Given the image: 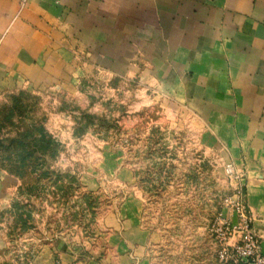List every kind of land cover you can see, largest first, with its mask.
<instances>
[{"label": "crops", "instance_id": "crops-1", "mask_svg": "<svg viewBox=\"0 0 264 264\" xmlns=\"http://www.w3.org/2000/svg\"><path fill=\"white\" fill-rule=\"evenodd\" d=\"M92 83L141 85L167 115L197 120L222 168L243 173L264 254V0H0V99L23 90L85 92ZM128 184L124 217L103 223L98 247L50 239L38 263L216 264L217 247L197 221L179 222L174 233L156 229L131 170ZM21 187L0 164V226Z\"/></svg>", "mask_w": 264, "mask_h": 264}, {"label": "rangeland", "instance_id": "rangeland-1", "mask_svg": "<svg viewBox=\"0 0 264 264\" xmlns=\"http://www.w3.org/2000/svg\"><path fill=\"white\" fill-rule=\"evenodd\" d=\"M20 92L7 120L15 104L0 99L1 166L22 182L0 226L1 238L4 233L8 240L0 246V264H43L37 252L58 237L98 247L103 223L124 217L120 206L130 196L129 170L150 224L174 233L179 222L194 220L201 235L213 240L212 225L232 187L218 149L208 146V133L197 120L174 111L167 115L138 84ZM41 130L52 138L46 147Z\"/></svg>", "mask_w": 264, "mask_h": 264}, {"label": "built area", "instance_id": "built-area-1", "mask_svg": "<svg viewBox=\"0 0 264 264\" xmlns=\"http://www.w3.org/2000/svg\"><path fill=\"white\" fill-rule=\"evenodd\" d=\"M223 173L232 190L229 196L224 197L222 209L224 211L217 215L212 225L218 260L224 264L228 262L264 264L259 237L252 230V218L246 206L243 190L244 175L233 164H225ZM223 212L235 217L236 222H232ZM231 240L234 241L233 244H230Z\"/></svg>", "mask_w": 264, "mask_h": 264}, {"label": "trees", "instance_id": "trees-1", "mask_svg": "<svg viewBox=\"0 0 264 264\" xmlns=\"http://www.w3.org/2000/svg\"><path fill=\"white\" fill-rule=\"evenodd\" d=\"M20 93H22V92H20ZM6 98L9 99L11 102H13L15 105H13L12 107H10V109L8 110L7 116L3 117L4 120H7V119H9L11 117L12 111H14L16 109V102L18 101L17 100L18 96L14 95V94L8 95ZM3 129H4V125H2V123H0V134H1V131ZM39 138H40L43 146H45V147L48 146V144L52 140L51 136L45 130H41L40 131ZM0 164H1V160H0ZM6 170H8V169H6ZM8 171H10V170H8ZM21 192H22V187H21L20 193Z\"/></svg>", "mask_w": 264, "mask_h": 264}]
</instances>
